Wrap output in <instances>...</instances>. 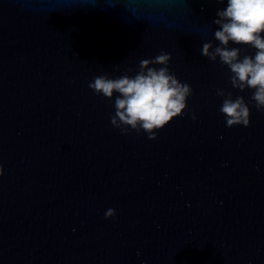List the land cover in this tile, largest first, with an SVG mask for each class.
Masks as SVG:
<instances>
[{"label":"water","instance_id":"1","mask_svg":"<svg viewBox=\"0 0 264 264\" xmlns=\"http://www.w3.org/2000/svg\"><path fill=\"white\" fill-rule=\"evenodd\" d=\"M226 4L0 0V264H264V110L201 54ZM161 52L192 94L149 139L88 85Z\"/></svg>","mask_w":264,"mask_h":264},{"label":"clouds","instance_id":"2","mask_svg":"<svg viewBox=\"0 0 264 264\" xmlns=\"http://www.w3.org/2000/svg\"><path fill=\"white\" fill-rule=\"evenodd\" d=\"M216 17L213 23L219 27L214 37L224 47H216L210 52L212 44L206 42L202 45L201 54L210 60L219 56L221 63L227 65L233 74V86L254 89L251 99L258 110H264V36L261 35L264 33V0H227L226 7L218 10ZM229 41L255 48V55L240 58L238 48L227 47ZM169 60L170 54L161 52L151 60L140 61V68L146 69V72L140 71L134 77L124 75L117 79L97 76L89 83L88 87L95 94L111 98L114 91L119 93L115 99L116 112L111 118L114 126L119 127L118 119L139 131V122L140 128L150 134L148 138L154 139V129H161L172 118L182 115L186 98L192 94V89L189 84L180 83L170 74L166 67ZM150 63L165 67H147ZM220 111L225 114L228 127L249 124L250 111L243 97L225 99ZM113 214L114 210L109 209L105 216Z\"/></svg>","mask_w":264,"mask_h":264}]
</instances>
